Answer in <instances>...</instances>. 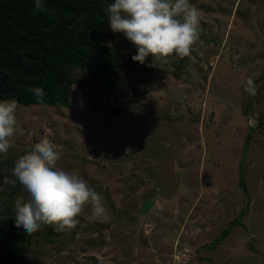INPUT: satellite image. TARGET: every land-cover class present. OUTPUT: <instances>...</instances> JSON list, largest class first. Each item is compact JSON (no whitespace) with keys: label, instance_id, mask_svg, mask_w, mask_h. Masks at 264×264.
<instances>
[{"label":"rangeland","instance_id":"obj_1","mask_svg":"<svg viewBox=\"0 0 264 264\" xmlns=\"http://www.w3.org/2000/svg\"><path fill=\"white\" fill-rule=\"evenodd\" d=\"M190 2L200 26L187 57L134 62L136 47L108 26L113 93L80 70L69 107L18 104L22 134L0 153V213L27 199L3 181L42 138L106 209L94 217L86 206L71 234L42 226L24 264H264V0Z\"/></svg>","mask_w":264,"mask_h":264},{"label":"trees","instance_id":"obj_2","mask_svg":"<svg viewBox=\"0 0 264 264\" xmlns=\"http://www.w3.org/2000/svg\"><path fill=\"white\" fill-rule=\"evenodd\" d=\"M42 3L45 10L34 12V0H0V101L15 99L23 106L67 108L80 70L113 93L118 61L105 43L109 0ZM32 87L45 91L42 101L28 91ZM244 171L241 163L239 183L248 204ZM12 203L13 199L0 213V264H24L38 236V231L29 235L15 227ZM247 211L246 205L232 226L221 233L218 244L242 225Z\"/></svg>","mask_w":264,"mask_h":264},{"label":"clouds","instance_id":"obj_3","mask_svg":"<svg viewBox=\"0 0 264 264\" xmlns=\"http://www.w3.org/2000/svg\"><path fill=\"white\" fill-rule=\"evenodd\" d=\"M34 12H43L42 0H34ZM108 26L113 33H122L137 49L134 62L144 64L151 56L149 67L168 63L173 55L187 57L199 39L200 13L190 0H114L108 5ZM258 86L252 78L244 91L255 95ZM39 100L45 91L29 88ZM18 102L0 101V153H7L11 141L22 128L17 120ZM61 156L48 138H42L14 162L15 180L4 179V184L17 182L27 194L14 201L15 227L29 235L42 226L58 233L71 232L79 224L78 217L89 206L94 217L106 213L103 197L79 175L59 168Z\"/></svg>","mask_w":264,"mask_h":264}]
</instances>
